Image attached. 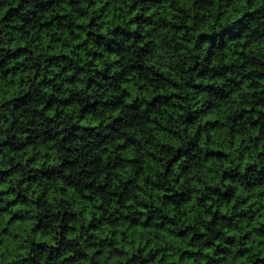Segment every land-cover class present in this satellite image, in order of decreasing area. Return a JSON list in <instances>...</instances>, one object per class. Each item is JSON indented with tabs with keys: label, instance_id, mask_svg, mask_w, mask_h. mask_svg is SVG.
<instances>
[{
	"label": "trees",
	"instance_id": "16d2710c",
	"mask_svg": "<svg viewBox=\"0 0 264 264\" xmlns=\"http://www.w3.org/2000/svg\"><path fill=\"white\" fill-rule=\"evenodd\" d=\"M0 264H264V0H0Z\"/></svg>",
	"mask_w": 264,
	"mask_h": 264
}]
</instances>
